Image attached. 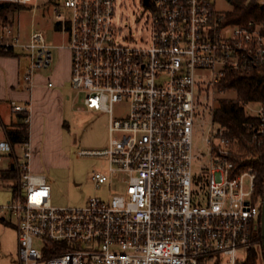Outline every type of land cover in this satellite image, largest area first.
<instances>
[{
	"label": "built area",
	"instance_id": "1",
	"mask_svg": "<svg viewBox=\"0 0 264 264\" xmlns=\"http://www.w3.org/2000/svg\"><path fill=\"white\" fill-rule=\"evenodd\" d=\"M143 3L151 33L137 40L121 36L116 0H0V52L26 54L29 90L36 72L51 66L56 45L38 30L23 40L12 10L2 9L53 6L54 28L65 40L60 46L71 53V85L85 92L78 108L109 115L108 142L89 150L108 166L92 179L99 186L121 175L126 183L125 192L108 199L54 205L46 176L31 169L30 139L0 138V193L8 194L0 195V218L14 220L18 264H240L248 249L261 248L254 160L264 105L245 103L258 123H248L253 133L242 139L214 111L229 72L263 71L264 22H227L213 0ZM116 105L124 114L114 115ZM10 108L24 114L29 128L31 101L11 100ZM194 129L202 132L203 153L194 151ZM198 157L204 162L194 187Z\"/></svg>",
	"mask_w": 264,
	"mask_h": 264
},
{
	"label": "rangeland",
	"instance_id": "2",
	"mask_svg": "<svg viewBox=\"0 0 264 264\" xmlns=\"http://www.w3.org/2000/svg\"><path fill=\"white\" fill-rule=\"evenodd\" d=\"M213 2L220 12L233 8L230 0ZM52 7L39 4L34 10L32 4L20 5L10 13L14 26L23 40L29 36L31 30H38L43 33L48 43L56 45L52 49L51 67L48 70H40V74H48L54 68V75L51 78L53 81L57 78L61 83L57 86L61 93L52 95L46 88L40 86V90L36 89L32 94L34 111L30 122V137L37 151L33 171L46 176L51 186V201L54 205H83L91 196L108 199L113 194L125 192L126 183L121 180V175L99 186H96L92 179L95 171H104L108 166L106 157L91 154L89 150L102 149L108 142L109 115L87 107L78 108L84 105L85 92L74 88L67 80L70 50L68 47L60 46L65 42L64 35L54 28ZM149 17L150 7L144 4L143 0H116L114 21L121 36H130L137 40L148 39L151 33ZM0 57L2 59L4 56ZM9 57L6 59H11ZM21 61L24 64L27 58L23 57ZM223 91L220 94L221 98L236 97L233 89ZM258 103L251 102L248 109L256 108ZM124 112L125 107L118 105L114 107L115 116H120ZM193 148L195 153H203L205 150L202 132L197 129L193 131ZM18 153L21 154L20 148ZM203 162L201 157L195 158L192 162L194 187H197L196 181L199 179ZM0 195L4 199L8 194L2 192ZM35 242L38 243L37 240ZM18 251V233L14 220L0 218V264H18ZM241 254L244 255V252L241 251ZM260 262L264 264L261 260Z\"/></svg>",
	"mask_w": 264,
	"mask_h": 264
},
{
	"label": "trees",
	"instance_id": "3",
	"mask_svg": "<svg viewBox=\"0 0 264 264\" xmlns=\"http://www.w3.org/2000/svg\"><path fill=\"white\" fill-rule=\"evenodd\" d=\"M233 8L224 11L225 21L243 24L253 19L257 22H264V4L258 0H230ZM20 5L8 4L2 12L6 13ZM264 34V26L262 27ZM222 90L233 89L236 92L235 98L222 97L214 111V118L229 129L232 136L242 139L251 137L253 131L247 127L248 123L257 124L258 117L247 112L245 103L259 102L264 105V67L261 73L252 72L249 74H240L238 72H229L220 83ZM23 113L19 116L23 117ZM6 134L13 143H21L29 139V128L25 122H18L11 127L6 128ZM260 155L254 160V166L257 169L256 195H263L264 189V137L263 143L259 148ZM261 239V229L257 232ZM264 263V255L261 248L252 247L247 250L245 259L240 264H260Z\"/></svg>",
	"mask_w": 264,
	"mask_h": 264
},
{
	"label": "crops",
	"instance_id": "4",
	"mask_svg": "<svg viewBox=\"0 0 264 264\" xmlns=\"http://www.w3.org/2000/svg\"><path fill=\"white\" fill-rule=\"evenodd\" d=\"M260 3L264 4V1L263 2L261 1ZM0 55L4 56L2 57V59L0 57V119L3 125L2 129H0V138H4L7 135L6 134L7 127H11L20 121L23 122L22 117L19 116L22 113H15V112L14 113L12 112L13 114L10 113L11 110L10 101L15 100L17 103H25L30 100L31 118L29 121V139L32 145L31 169L34 170L33 169L34 159H36L37 151H35L36 147L30 137V133H31L30 122L32 119V112L34 111V102H32V94L34 91H36V89L40 90L41 88L40 86H42L46 88L49 94L59 95V93L61 92L58 90L57 86H59L61 83L57 80V78L55 79V81H53V79L51 78L52 75H54L53 72L54 68L50 70L48 74H42V75L40 74L41 72L39 70L36 72L34 76V86L31 90H29L27 89L26 83L23 80V74L28 64V58L26 54L22 51H12L9 53L0 52ZM7 57L11 58L14 62L11 59H6ZM23 57L27 58V61H25L24 64L21 61ZM48 69H44V70H48ZM70 77H71V53H70V63H69V72H68L67 80L70 81ZM46 79L48 80L46 81ZM48 81L52 82L51 86L47 85ZM260 229H261V225H260Z\"/></svg>",
	"mask_w": 264,
	"mask_h": 264
},
{
	"label": "water",
	"instance_id": "5",
	"mask_svg": "<svg viewBox=\"0 0 264 264\" xmlns=\"http://www.w3.org/2000/svg\"><path fill=\"white\" fill-rule=\"evenodd\" d=\"M148 0H144L147 2ZM13 167V164L11 165ZM260 225H261V242H262V250L264 255V189L262 195V204H261V214H260Z\"/></svg>",
	"mask_w": 264,
	"mask_h": 264
}]
</instances>
